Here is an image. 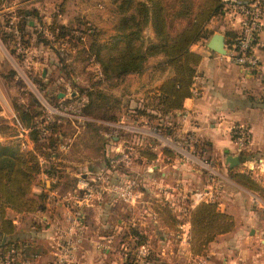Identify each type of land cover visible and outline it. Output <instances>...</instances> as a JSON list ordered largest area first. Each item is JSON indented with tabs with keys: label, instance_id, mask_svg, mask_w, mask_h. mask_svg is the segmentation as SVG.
<instances>
[{
	"label": "crops",
	"instance_id": "obj_1",
	"mask_svg": "<svg viewBox=\"0 0 264 264\" xmlns=\"http://www.w3.org/2000/svg\"><path fill=\"white\" fill-rule=\"evenodd\" d=\"M210 26L209 23L207 28ZM191 50L201 55L192 95L183 100L181 109L163 116L165 123L159 128L158 120L136 113L144 100L140 97L146 94L154 97L172 70L161 71L151 65L142 73L123 78L128 82L138 81L139 88L135 89L133 84L125 101L133 115L128 116L127 125L123 119L111 125L117 129L125 126L129 132L127 140L138 153V160L127 170L140 179L137 200L123 202L104 188H95L86 198V191L81 188L93 174L108 168L109 155L122 147L125 139L110 137L113 143L109 144L102 137L97 155L84 149L72 154L73 140L61 131L69 121H61L64 118L61 117L56 120L57 128L47 126L44 134L57 140L55 156H39L41 170L35 175L28 194L33 209L23 212L5 209V218L11 220L14 233L2 236V242L15 239L37 264L49 263L59 256H64L65 264H142L135 259L139 240L146 242L152 251L149 264H174L180 255L185 257L181 264L192 256H203L206 264H264V202L254 207L250 199V192L254 191L226 177L224 180L235 189L223 184L216 205L217 210L232 216L234 227L217 235L204 253L192 251L191 212L202 203L192 201V192L209 190L215 184L213 176L199 172L197 153L204 143L208 157L216 159L223 154L225 160V151L235 155L229 129L240 123H246L251 129L248 151L264 146V104L257 105V101L243 96L244 89L258 94L254 84L258 80L264 84V71L260 69L261 62L251 72L229 63L202 41L193 44ZM162 58L161 55L148 58L146 67L152 64L150 60ZM259 88L264 90V85ZM62 96L57 93L58 100ZM97 122L102 124L98 129L100 137L106 136L102 127L108 123ZM70 124L78 132L84 128ZM20 126L17 143L22 149L33 150L35 145L29 129ZM168 129L170 134L162 132ZM186 135L192 136V140L188 142ZM193 147L198 148L196 153ZM113 174L117 175L115 171ZM257 176L251 175V178L255 180ZM243 195H247V200Z\"/></svg>",
	"mask_w": 264,
	"mask_h": 264
},
{
	"label": "rangeland",
	"instance_id": "obj_2",
	"mask_svg": "<svg viewBox=\"0 0 264 264\" xmlns=\"http://www.w3.org/2000/svg\"><path fill=\"white\" fill-rule=\"evenodd\" d=\"M120 1L0 0V143H17L21 124L37 126L42 121L43 113L52 111V108L59 110L63 107H67V110L61 109V112L66 113L67 116H62L64 118L61 121L68 119L69 124L61 131L70 135L73 140L70 148L72 154L77 153L79 149H84L88 151L87 153L97 155L100 152V141H103L104 137L109 144L113 143L111 136L128 138L129 132L125 129H117L111 123L117 119H123V123L127 125L128 116L133 113L129 111L132 108L125 101L133 84H136L135 89L139 88L138 81L128 82L123 79L120 82H102L99 65L90 56L89 49L90 44L94 46L116 33L115 28L121 17L117 10ZM137 1L140 0H131L132 5L135 6ZM262 18L263 27L254 47L258 58V65L254 69L256 70L261 62L260 69L264 71V14ZM209 23L211 26L207 28L208 34L201 40L202 43L206 44L214 33H221L225 37L231 35L229 34L231 26L227 18L214 17ZM61 26H65L66 31L61 29ZM13 29L17 30V34L13 32ZM150 29L148 25L143 31L146 42L154 39ZM219 55L227 62L233 63L225 55ZM150 61L152 64H147V68L154 66L153 63L157 60ZM261 73L262 71H259L258 75ZM139 84L143 87V83ZM263 85L262 81L258 80L254 84L258 94H255L253 90L246 92L244 89L243 96L257 101V105L264 104V90L259 88ZM58 92L63 94L59 98L62 100H58ZM87 92L91 93L90 99L87 97ZM140 99L144 100L141 102L139 113L136 114L155 113L152 111V106L156 103L153 95L146 94ZM78 115L90 117H87L88 121L79 122V119L74 117ZM53 116L55 122L61 118L59 114ZM99 120L108 123L107 126L102 127L106 131V136L100 137L98 129L102 124H98ZM71 122L74 125H82L84 128L78 132L76 126L70 124ZM240 124L243 125L245 132L244 148L237 149V145L233 142L234 135L230 133L235 146L232 152L235 155L239 154L240 163L231 169L232 172L229 171L223 154L216 159L208 157L206 152L208 147L203 143L200 152L197 153L199 172L204 176H213L220 188L224 184L231 189L235 187H232L223 177L249 188L247 181L236 177L235 174L241 173L250 177L258 175L254 181L263 188L264 146L255 151H248L252 140L251 129L246 123ZM185 138L188 136L186 135ZM81 145L84 147L81 148ZM197 149L193 147L195 153ZM114 152L112 151V154ZM254 192H250V199L256 207L260 203L263 204L264 200L259 196L260 193L257 192L259 194L257 195ZM243 196L244 200H247L245 198L247 195ZM1 237L0 235V247ZM4 241L16 242L11 238ZM184 261L185 257L180 255L177 259L175 258L174 264H181Z\"/></svg>",
	"mask_w": 264,
	"mask_h": 264
},
{
	"label": "trees",
	"instance_id": "obj_3",
	"mask_svg": "<svg viewBox=\"0 0 264 264\" xmlns=\"http://www.w3.org/2000/svg\"><path fill=\"white\" fill-rule=\"evenodd\" d=\"M117 8L121 17L116 33L94 46L90 44V56L99 65L100 80L104 83L119 82L128 74L142 73L147 69L148 58L163 57L153 67L161 71L170 68L172 75L157 88L154 96L156 103L152 106L155 113L141 112L150 119L158 120L159 128L163 125V116L181 109L183 100L192 95L196 66L201 61V55L193 52L191 46L207 37V25L212 18L222 14V4L220 0H140L134 6L131 0H121ZM148 25L154 39L146 42L143 31ZM60 28L66 31L65 26ZM87 97L90 99V92H87ZM49 124L48 128L52 129L58 126L55 121ZM32 126L23 125L29 129V137L35 145L33 150L22 149L19 143H0L1 236L14 233L11 220L5 218L6 208L16 212L33 209L28 194L35 175L41 170L39 156H55L57 140L42 137L41 131ZM162 132L168 134L169 129ZM235 175L244 178L249 185L246 188L260 193L264 199V187H259L250 176ZM190 221L194 254L204 253L209 242L217 235L230 231L234 225L232 216L217 210L216 202L198 204L191 212ZM10 246L16 250L23 248L21 243L3 241L0 259Z\"/></svg>",
	"mask_w": 264,
	"mask_h": 264
},
{
	"label": "built area",
	"instance_id": "obj_4",
	"mask_svg": "<svg viewBox=\"0 0 264 264\" xmlns=\"http://www.w3.org/2000/svg\"><path fill=\"white\" fill-rule=\"evenodd\" d=\"M220 2L222 4V14L220 16L227 18L231 26V36L225 37V56L242 69L252 71L258 65V58L255 54L254 47L263 27L264 0H220ZM13 32L17 34L16 29H13ZM61 109L67 110V107ZM61 109L52 108V111L48 110L41 115L42 121L35 127L41 131L42 137L47 130L48 124L54 120V114H59L61 117L67 116L66 113L61 112ZM70 117L73 118L72 116ZM74 117L78 118L79 122L87 120V117L82 115ZM124 128L125 126L122 125L120 129ZM229 132L234 135V141H232L237 145V149L244 148L243 138L245 132L243 125H232ZM113 137L118 138V136H111V138ZM192 138V136H188L186 140L189 142ZM124 144L122 147L113 150L115 152L109 155L107 169L96 172L90 180L85 182L81 189L86 191V198H89L95 188L97 190L104 188L123 202L131 203L137 200L141 187L140 179L128 173L127 170H129L134 160H138V153L129 140L125 139ZM20 147L23 148L22 145ZM113 171L117 175H114ZM219 189L220 187L215 183L214 187L209 190H195L192 192V201L216 202ZM151 254L152 251L146 242H141L136 245L135 259L140 263L149 264ZM0 264L37 263L25 254L24 248L16 250L13 246H10L1 257ZM46 264H65L64 256H59ZM185 264H206V259L203 256H192Z\"/></svg>",
	"mask_w": 264,
	"mask_h": 264
},
{
	"label": "water",
	"instance_id": "obj_5",
	"mask_svg": "<svg viewBox=\"0 0 264 264\" xmlns=\"http://www.w3.org/2000/svg\"><path fill=\"white\" fill-rule=\"evenodd\" d=\"M206 47L211 51H214L218 54L225 55V36L221 33H214L206 42ZM225 163L228 165L229 169H233L236 165L240 163L239 154L232 155L225 151Z\"/></svg>",
	"mask_w": 264,
	"mask_h": 264
}]
</instances>
